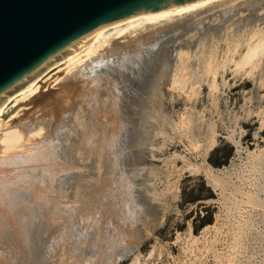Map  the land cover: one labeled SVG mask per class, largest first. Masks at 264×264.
<instances>
[{
    "label": "rangeland",
    "instance_id": "1",
    "mask_svg": "<svg viewBox=\"0 0 264 264\" xmlns=\"http://www.w3.org/2000/svg\"><path fill=\"white\" fill-rule=\"evenodd\" d=\"M259 6L254 11L249 9L244 11V15L241 16L246 18L243 20L240 17L243 20H240L241 23L248 25L253 18L255 20L260 15L263 16L264 0ZM212 11L208 10L198 15L201 16V23L197 27L188 23L185 26L188 25L189 29L180 26L167 30L165 33L168 36L164 33L161 36L163 39L160 38V41L158 40L156 45L151 47L154 55L152 54L151 58L147 57L148 60L144 61L147 66L141 69L142 71L138 70L139 74L135 72L138 69L135 64L132 66L134 69L131 67L133 70L124 68L122 72L124 75H117L119 71L115 66H107L104 70L108 74L106 73L104 80L102 79L100 85L92 92V95L97 96L81 95L83 100L77 96L74 101L78 102L72 107L73 110L69 108L66 110L67 113L64 111L63 115L61 114L64 117L61 120L63 123H59L57 127L61 126L62 130L55 128V132L58 133L54 132L55 146L61 147H58L59 151L62 154L66 152L64 155H71L73 152L71 157L77 161L78 167L73 168L70 174L61 172L65 175L60 173L59 176L71 177V181L68 180V185L71 184L69 185L71 187L67 183L66 185L69 191H73L71 199L74 203L78 202L74 208L78 211L74 210V213L73 209L70 211L66 209L65 212L61 211V215L55 214V218L47 212L43 214L40 223L28 228L31 235L24 242L27 250L26 258H37L38 264H56L55 258H60L61 254L63 258H73V255L82 259L87 257L85 259H88L90 264H99V262L104 264H264V68H260L262 65L264 67V62L259 66V70L257 68L254 71V76H246L244 69L239 73L228 71L224 79L221 78L222 76L217 79L219 87L214 93L205 80L200 83L198 80L195 81L198 83L195 84L197 91L194 97L189 99L184 90H172L171 87L168 89L166 86H170L169 83L172 81L170 75L180 62L181 51L183 55L185 54L183 57L187 58L189 77L196 80L204 76V58L211 49L215 48L218 36L224 34L226 26L223 22L225 18L220 15L204 19V16ZM226 20L225 23L228 22ZM216 23L218 25L223 23L224 27L221 24L219 26L222 28H220ZM234 25L232 23V26ZM217 27L220 28L219 34ZM184 40L188 42L186 45ZM222 43H218L221 46L216 47L219 61L224 59L225 45ZM235 55L233 58H238V55ZM230 62L233 68V61ZM184 86L183 82V88H188L189 84L187 87ZM115 97L120 103L119 107L127 128L124 129L123 134L121 133L113 151L106 150L100 143L87 144L86 136L92 131L95 134L100 131L97 132L99 138L105 136L103 126L100 127L98 123V112L102 108L104 112ZM44 123L49 124L48 121ZM70 126L75 131L69 128ZM67 127L68 129H65ZM63 128L66 133L63 132ZM57 137L64 141L63 144L61 140V143H58ZM74 138L76 140L73 141ZM66 143L70 145L72 143L71 147L74 149ZM64 144L72 150L65 148ZM75 147L79 149L75 150ZM115 154L119 155V157L116 155L118 160L116 161L119 163L115 165L116 167L112 163ZM112 178L116 183L113 181L109 188L97 190L96 184L102 181L108 182ZM253 196L257 199V204L251 202ZM70 212L74 215L71 216ZM90 215L92 216L88 218ZM204 220H207V223L203 224ZM60 221L63 222L62 226ZM99 227L101 230H98ZM83 236L87 237L82 239ZM101 239L108 240V243L102 242ZM116 239L119 243L114 242ZM97 242L103 244L98 245ZM3 245L5 244L0 243V250ZM108 245L111 246V250L107 248ZM236 247L239 250H235ZM16 249L19 251L18 248ZM99 251L104 253L99 254ZM19 252L16 255L17 262L20 258H24L18 255Z\"/></svg>",
    "mask_w": 264,
    "mask_h": 264
},
{
    "label": "bare ground",
    "instance_id": "2",
    "mask_svg": "<svg viewBox=\"0 0 264 264\" xmlns=\"http://www.w3.org/2000/svg\"><path fill=\"white\" fill-rule=\"evenodd\" d=\"M262 1L263 0H195V1H192V2H189L186 4H182V5L166 6V7L158 8V9H155L153 11H149V12L137 15L133 18H130V19L125 20L123 22L117 23L115 25L109 26V27L101 30L99 33H97L94 36L91 43L88 44L86 47H84L83 49H81L78 52L69 54L67 60L64 63L59 64L56 67H53V68L47 70L42 76H39L37 78V80L32 85L26 86L21 91V95L23 96V98L14 102L10 106H8L2 110V113L0 115V243L5 244V245H3V248L0 250V264H38L39 260H37V258H26L27 257V250H26V246H25L26 244L24 245V242L31 235L28 231L29 230L28 228L33 227V225H35L36 223L37 224L40 223V220L42 219L41 216L43 214H45L46 212L49 215L54 216V218H55V214L58 213V215H59V213H60V215H61V211L62 212L64 210L66 211V209H68V211H70V209H73V211H74L75 206H77L78 202L74 203L73 199H71L73 196V195L71 196L73 191L70 190L71 191V193H70V191L68 189L69 187H71V186H69L71 184L68 185V180H70L71 177L67 178V177H69V175L68 176H62V175L70 174L72 172L71 170L73 168L78 167V166H76L78 163H77V161H74L73 158L71 157V156H73L72 155L73 152L71 153L69 150L71 155L70 154L64 155V153H66V152H64L62 154V152L59 151V148H61V147L58 146L59 147L58 148L57 145L55 146V141H54L55 140L54 139L55 128H60L61 126L57 127L58 124L63 123V122H61V120L64 117H62L61 114L64 111L67 113L66 110H68L69 108L72 109V107L75 105V103L78 102V101L75 102L74 98L77 96H80L79 99H82L81 95H83L84 97L87 95L91 97L93 90L95 88H97V86L100 85L101 80L103 79L104 76H106L107 72L104 69L107 66H110V65H113V67L115 66L117 68L116 70L119 71L117 75L123 74L122 72H123L124 68L125 69L126 68L131 69V67L134 64H135L134 65L135 67H136V65L138 67V69H136L135 72L136 71L138 72V70H141L144 67L146 68L147 65L145 64L144 61L147 59V57L149 58L154 53V52H152L153 49L151 47H154V45H156L157 41L160 38L163 39V37H161V36H163V34L167 30L170 31V29H172V28L176 29L177 27L185 26L188 23L190 26L197 27L201 23L200 22L201 16L199 17L198 15L200 13H203V12L208 11V10L214 11V9H216V8H218V9L214 12L212 11L211 13H208V15L204 16V19H205V17L220 15L222 18H225V20L227 19L228 22H230V23H228V22L225 23V20L224 21L222 20L224 22V24H226L225 30L223 28V30L225 32L223 31L224 34L221 33L222 35H219L218 39H217L218 43H220V42L222 43V41H223L224 43H222V44L225 45V52H224L223 61L222 60L219 61L217 58L218 53L216 51V47L218 45L221 46L220 44L217 43L215 45V48L211 49L210 52L207 54V56L204 58V76L195 80L194 78L189 77L190 72L188 71L187 58L183 57V56H185V54L183 55V52L181 51L180 52V62H179V64H177L175 66L174 70L172 71L173 74L171 73L172 75H170V76H172V81L169 80L171 82L169 83L170 86L166 85L167 88L171 87L172 90H174V89L184 90L185 95L189 99V98L194 97V93H195V91H197L196 90L197 88L195 89V87H196L195 84L198 85V83H200V81H202V80L203 81L205 80V82L209 85L210 89L214 93V92H217L218 87H219L217 79L221 76H222L221 78L225 77V74L228 71L233 70V71L239 73V71L244 69L243 72L246 74V76L247 75L248 76H250V75L254 76V71L257 68L259 70V66L262 65V62H264L263 61L264 60V15L263 16L260 15V17L255 18V20L253 18L251 20L252 22L250 21L251 23L249 22L248 25H246L247 23L246 24L241 23L240 20H242V18H243V20H245L244 18H246L245 16H241L244 13V11H246L248 9L250 11H254V10L258 9L260 7L259 5L262 4ZM193 16H195V17H193ZM221 17L219 18V20L221 19ZM227 17H229V18H227ZM240 17H242V18H240ZM204 22H206V21H204ZM232 23L235 25L232 26ZM219 25L224 27L223 23H219ZM187 27H188V25H187ZM220 28H222V27H220ZM187 29H189V28H187ZM217 29H218V27H217ZM219 29H218V34L220 32ZM215 32L217 33V31H215ZM168 33H170V32H168ZM212 33H213V30H212ZM164 35H166V33ZM166 36H168V35H166ZM201 37H203V35H201ZM197 39H200V37L199 38L197 37ZM193 40H195V39H193ZM187 43L185 41V45ZM194 46L196 47V45H194ZM168 49H169V47H168ZM191 49H192V47H191ZM156 50L158 51V49H156ZM168 54H170V52ZM235 54L238 55V58H233ZM158 55L160 56V54H158ZM230 58L232 60H230ZM149 60H151V59H149ZM229 60L233 61L232 62L233 68H231V66H230L231 62ZM157 62H158V60H157ZM161 63H164V62H161ZM262 66L260 68H264ZM133 69H131V70H133ZM156 69H157V67H156ZM160 69H161V67H160ZM113 70H115V69H113ZM131 70H129V71H131ZM145 70H143V72ZM139 73L140 72H138V74ZM190 76H192V75H190ZM116 79H118V78H116ZM155 80L157 82V78ZM197 80H198V83H195V81L197 82ZM261 80L262 79H260V82H261ZM222 81H224V80H222ZM183 82L185 85L184 87H187L188 84H189V87L183 88ZM185 82L187 83V85ZM245 83H247V81H245ZM152 88L154 90V87H152ZM157 88H155V89L157 90ZM119 89H120V87H119ZM118 92H119V90H118ZM178 92H177V94L180 96V93H178ZM128 93H130V92H128ZM101 94H102V92H101ZM143 94H146V93H143ZM93 95H96V94H93ZM215 96H216V94H215ZM101 97H103V96H101ZM145 99H146V97H145ZM177 99H180V98H177ZM132 101H134V100H132ZM146 103H148V102H146ZM151 103H153V102H151ZM119 104L120 103L118 102V98L115 97L114 100L111 102V104L109 106L107 105L108 108L106 107L107 109L104 112H103L104 108L99 109V112H98L99 121H98V123H99L100 127L103 126V129L105 130L106 134L104 137L101 136V138H99V136L97 135V132H100V131H97L96 134H95V132L92 133L93 132L92 131L89 136H86L87 138L85 139L86 140L85 142L87 144L95 145L97 143H100V145H103V147L106 148V150L110 149V151L111 150L113 151V147L115 146V143L119 140L121 133L124 131V129L127 128V126L124 123V116L122 115V111L119 107ZM97 106H99V105H97ZM78 107H79V105H78ZM97 109H98V107H97ZM139 109H140V107H139ZM143 109H144V107H143ZM20 112H23V113H20ZM77 112H78V110H77ZM69 113L71 114V112H69ZM93 114H94V112H93ZM131 114H132V112H131ZM143 114H145V113H143ZM64 115L66 116L65 113H64ZM148 115H149V113H148ZM67 116H68V114H67ZM182 118H183V116H182ZM65 119H64V121H66ZM144 119H147V118H144ZM46 121H48V123H49L48 125H46V123H44ZM142 125H143V122H142ZM69 128L73 129L71 126ZM180 128L183 129L182 126ZM65 129H68V127ZM65 129L63 132L66 133ZM89 129H90V127H89ZM60 130H62V129L60 128ZM83 130H85V129H83ZM99 130H100V128H99ZM101 130H102V128H101ZM150 130L152 131V129H150ZM147 131H149V130H147ZM55 133H57V132H55ZM65 133H62V134H65ZM67 133H68V131H67ZM68 134H71V133L69 132ZM72 134H74V133H72ZM135 134H137V133H135ZM86 135H88V134H86ZM68 136L70 137V135H68ZM71 136H73V135H71ZM60 138H62V137H60ZM95 139H97V140H95ZM58 140H59L58 143L60 144L62 142V140L59 138H58ZM60 140H61V142H60ZM67 140L69 141V139H67ZM72 140L74 141L76 139L74 138ZM132 141H130V142H132ZM63 142H62V144H63ZM85 142H82V143L85 144ZM75 143H76V141H75ZM66 144H64V145H66ZM68 144L70 145V143H68ZM84 144H83V146H84ZM120 144H122V143H120ZM67 145L65 148H67V149L73 148V147H71L72 143L70 145L71 148L70 147L68 148ZM86 146H88V145H86ZM131 146H133V145H131ZM79 148H77V149H79ZM81 148H83V147H81ZM77 149L75 147V150H77ZM118 149H120V148H118ZM83 150H86V149H83ZM97 151H98V149H97ZM79 153H81V152H79ZM77 155H79V154H77ZM116 155H118V154H115V156L113 158L114 160L112 159L113 162L110 161L114 164L113 165L111 163L113 166L119 164V163H117L118 160L116 159ZM118 157H119V155H118ZM76 160H78V159H76ZM108 160H109V158H108ZM109 166H110V164H109ZM85 167H86V165H85ZM115 171H117V170H115ZM61 172H65V174H62ZM76 172H77V170H76ZM83 172H85V171H83ZM60 173L62 174L61 175L62 177L59 176ZM108 175H109V173H108ZM110 177H112V176L110 175ZM110 177H109V179H110ZM105 178H106V176H105ZM113 178L115 179V177H113ZM113 178L108 182L102 181L103 183L101 182L99 184H96L98 186L97 190L101 191V190H104V188L105 189L109 188L108 186L111 183H113V181L116 183V181L113 180ZM95 179H97V178H95ZM105 180H107V179H105ZM66 183L69 187L66 185ZM91 183H92V180H91ZM93 187H94V185H93ZM110 190H111V188H110ZM86 192H85V195H86ZM105 192H106V190H105ZM95 193L98 194V192H95ZM101 196H104V195H101ZM90 197H92V195ZM90 197H88V198H90ZM80 198H81V196H80ZM88 198H87V200H88ZM114 198H115V196H114ZM97 199L98 198H96V200ZM251 202L255 203V204L258 203L257 199L254 198V196L251 198ZM91 203H92V198H91ZM122 204H123V202H122ZM235 204H238V203H235ZM237 207H240V206H237ZM75 211H78V210H75ZM75 211H74V213H75ZM69 214L71 215V212ZM69 214H67V215H69ZM73 215H71V216H73ZM84 215H85V212H84ZM85 216H87V215H85ZM91 216L92 215H90L88 218H90ZM82 217L84 220V216H82ZM63 218H64V215H63ZM74 218H75V216H74ZM88 218H87V220H88ZM45 219H46V217H45ZM59 220H60V218H59ZM68 220H69V218H68ZM73 220H76V219H73ZM73 220H72V222H74ZM56 222H54L55 226H56ZM65 222H67V221H65ZM90 222L91 221H89V223ZM58 223H59V221H58ZM62 224H63V222H61V226H62ZM91 226H90V228H91ZM53 227H54V225H53ZM105 227H107V226H105ZM118 227H120V226H118ZM99 228L100 229H98V230H101V227H99ZM41 229H43V228H41ZM60 229H62V228H60ZM232 231H233V229H232ZM82 233H84V232H82ZM100 235L102 236L101 232H100ZM108 236H110V235H108ZM77 237H78V235H77ZM86 237L83 236L82 239L86 238ZM93 238H94V236H93ZM134 238H135V236H134ZM111 239L112 238L110 237V240ZM104 240H102V242ZM119 240H121V239H119ZM97 241H99V240H97ZM106 241L108 243V240H106ZM106 241H104V242H106ZM115 241L117 242L118 240L116 239V240H114V242ZM79 243H80V241H79ZM79 243H78V245L80 247L81 243L80 244ZM110 243H112V242L110 241ZM117 243H119V242H117ZM100 244H103V243H100ZM100 244L98 243V245H100ZM112 244H114V243H112ZM95 245H94V247H95ZM104 245L106 246V243ZM108 246H107V248L111 247V246H109V247ZM85 247H83V248H85ZM16 248H18V250L20 252L17 251ZM107 248H104V249H107ZM237 248L238 247H236L235 250H239ZM110 250H111V248H110ZM104 251H106V250H104ZM104 251L102 253L99 251V254L100 253L103 254ZM18 252H19L18 255L19 256L21 255L20 257H22V256L24 257V258H20V259L18 258L20 260V261L18 260L19 262H17V259H16V257H17L16 255ZM79 252H81V251H79ZM97 252H98V249H97ZM234 253L236 254V252H234ZM234 253H232V255ZM237 253H239V252H237ZM67 254H68V252H67ZM12 255H14V257ZM61 255L59 256L60 258H55L56 264H88V263L90 264V261H88V259L87 260L85 259L87 257H85L84 258L85 260H84L80 257L79 258L75 257V255H73L75 258L73 256H72L73 258H71V257L70 258H63L64 256L62 257ZM105 258H106V256H105ZM85 261H88V263H86ZM105 262H106V259H105ZM99 264H104V263L99 262Z\"/></svg>",
    "mask_w": 264,
    "mask_h": 264
},
{
    "label": "water",
    "instance_id": "3",
    "mask_svg": "<svg viewBox=\"0 0 264 264\" xmlns=\"http://www.w3.org/2000/svg\"><path fill=\"white\" fill-rule=\"evenodd\" d=\"M195 0H0V115L101 30Z\"/></svg>",
    "mask_w": 264,
    "mask_h": 264
},
{
    "label": "trees",
    "instance_id": "4",
    "mask_svg": "<svg viewBox=\"0 0 264 264\" xmlns=\"http://www.w3.org/2000/svg\"><path fill=\"white\" fill-rule=\"evenodd\" d=\"M215 163H217V162H215ZM205 223H207V220H204V221H203V224H205Z\"/></svg>",
    "mask_w": 264,
    "mask_h": 264
}]
</instances>
